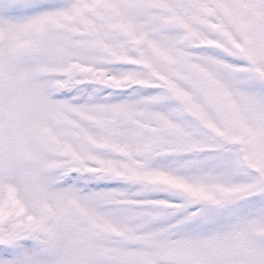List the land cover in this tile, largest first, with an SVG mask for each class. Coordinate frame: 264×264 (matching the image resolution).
Listing matches in <instances>:
<instances>
[{
    "label": "snow or ice",
    "instance_id": "obj_1",
    "mask_svg": "<svg viewBox=\"0 0 264 264\" xmlns=\"http://www.w3.org/2000/svg\"><path fill=\"white\" fill-rule=\"evenodd\" d=\"M0 264H264V0H0Z\"/></svg>",
    "mask_w": 264,
    "mask_h": 264
}]
</instances>
